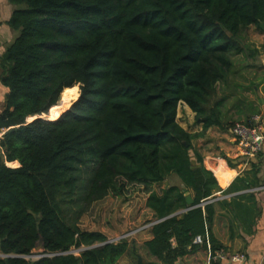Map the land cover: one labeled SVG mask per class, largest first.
Wrapping results in <instances>:
<instances>
[{"label": "trees", "instance_id": "1", "mask_svg": "<svg viewBox=\"0 0 264 264\" xmlns=\"http://www.w3.org/2000/svg\"><path fill=\"white\" fill-rule=\"evenodd\" d=\"M9 3V26L19 37L0 57L8 90L0 113V264H118L142 251L175 264L198 248L214 258L226 250L212 230L217 205L231 206L252 232L254 197L216 201L221 188L193 141L212 126L225 128L227 90L240 94L246 58L261 54L248 33H264V0ZM68 92L80 98L59 119L27 122L48 115ZM181 102L204 123L201 133L178 123ZM172 175L187 191L173 186L150 194L147 206L157 219L151 240L109 242L80 227L92 204ZM245 181L222 194L252 186H238ZM190 190L195 207L182 213Z\"/></svg>", "mask_w": 264, "mask_h": 264}, {"label": "crops", "instance_id": "2", "mask_svg": "<svg viewBox=\"0 0 264 264\" xmlns=\"http://www.w3.org/2000/svg\"><path fill=\"white\" fill-rule=\"evenodd\" d=\"M14 10L15 8L9 3V0H0V57L18 38L19 33L9 26ZM251 31H255L264 38V33L252 27L248 33V40L252 37ZM261 44L257 42V45L253 46V48L261 51L260 56L246 58L248 63H246L247 66L244 65L246 68L242 71L243 77L241 79L244 83L243 88L239 87L240 94L232 95V92L227 90L229 98L222 106V122L225 124V128L212 126L204 136L193 141L195 149L203 157L204 166L214 174L221 188V191L216 193V201L231 203L234 198L242 195L253 196L255 199V227L251 233H247L246 226L235 219L231 206L222 207L217 205L212 230L215 237L226 248L225 252L228 257L223 261L220 260L222 264H238L232 260V256L237 253L246 255V264H264V144L262 151L257 156L249 158L244 155L242 147L232 132V128L227 126L234 123H246L247 121L253 123L254 119L259 117L264 132V45L261 47ZM7 92V88L0 82V113L3 111ZM239 98L243 99V105H238ZM177 121L182 128L191 134H199L204 128V123L197 122L196 114L183 102L178 107ZM1 156L2 151L0 150V159ZM11 166L18 167L19 162L11 163ZM238 178L246 179L245 182L238 183V186L243 187L244 184L250 185V183H252V186L247 189L233 191L227 195L222 194ZM161 184L164 190L173 186L185 190L176 175L170 176ZM189 192L193 198L192 190ZM247 205L251 207L250 204ZM149 210L154 218L155 213L151 209ZM152 221H157V219L154 218ZM232 234H234L233 239H231ZM152 238V229L149 228L148 231H145V235L136 238V241L141 245ZM139 255L149 264H164L147 254L146 251H142L141 254L138 253ZM0 256H3L1 251ZM138 256L137 259L131 255L123 256L118 264H137ZM210 256V249L198 248L175 264H210Z\"/></svg>", "mask_w": 264, "mask_h": 264}, {"label": "rangeland", "instance_id": "3", "mask_svg": "<svg viewBox=\"0 0 264 264\" xmlns=\"http://www.w3.org/2000/svg\"><path fill=\"white\" fill-rule=\"evenodd\" d=\"M250 34L252 35L249 39L250 45L256 46L257 42L262 43L261 47L264 45L262 36L255 31H251ZM78 99L77 97L75 102ZM163 190L162 184L153 185L149 189L140 184L128 185L122 195H110L92 204L80 217L79 225L84 230L102 232L109 240L129 236L127 238L135 241L136 238L145 235V231L150 228V222L154 219L147 206L150 194L162 193ZM74 252L78 254L79 251Z\"/></svg>", "mask_w": 264, "mask_h": 264}, {"label": "built area", "instance_id": "4", "mask_svg": "<svg viewBox=\"0 0 264 264\" xmlns=\"http://www.w3.org/2000/svg\"><path fill=\"white\" fill-rule=\"evenodd\" d=\"M260 118L256 117L251 125H246L244 123H237L233 128L232 132L236 137L239 145L242 147L244 155L251 158L257 156L263 149L264 144V132L260 125ZM254 124V125H253ZM151 226V225H150ZM129 236H126L127 238ZM122 238L110 240L109 242H118ZM203 240L201 237H197L195 240V244H202ZM228 255L225 251L219 252L214 258L212 255L211 259L214 260H225ZM232 260L237 262L238 264H246V255L243 253H237L232 256Z\"/></svg>", "mask_w": 264, "mask_h": 264}, {"label": "bare ground", "instance_id": "5", "mask_svg": "<svg viewBox=\"0 0 264 264\" xmlns=\"http://www.w3.org/2000/svg\"><path fill=\"white\" fill-rule=\"evenodd\" d=\"M77 97H78V95L76 93H72V92L65 93L63 96H61V99H60L59 104L51 109L50 116H49L50 120H56V119H58L59 116L62 114V112L64 110H67V109H69L71 107V105L75 102V100L77 99ZM224 180H225V178H224Z\"/></svg>", "mask_w": 264, "mask_h": 264}, {"label": "water", "instance_id": "6", "mask_svg": "<svg viewBox=\"0 0 264 264\" xmlns=\"http://www.w3.org/2000/svg\"><path fill=\"white\" fill-rule=\"evenodd\" d=\"M79 98H80V96H79ZM72 106H73V104L71 105V107H72ZM71 107H70V108H71ZM70 108H69V109H70ZM69 109L64 110V111L62 112V114L59 116V118H60L63 114H65ZM50 112H51V110H50ZM50 112H49L48 115L36 116V117L30 118V119H28L27 122L30 123V122H32V121L38 119V118L50 120V118H49V116H50ZM59 118H58V119H59ZM56 120H57V119H56ZM51 121H54V120H51ZM8 165H9V164H8ZM9 166H11V165H9ZM11 167H13V166H11ZM185 191H187V190L185 189ZM186 197H187V204H188L189 208L186 209V210H184L183 213H184V212H187L188 210H190V209H192V208L195 207V206H194V200H193V198L191 197V195H190L189 192H186ZM43 247H44V244H43V241L41 240L40 243L37 245L35 252H36V253H40V252L43 250ZM137 264H149V263H147V262H146V261H145V260L139 255V256H138Z\"/></svg>", "mask_w": 264, "mask_h": 264}]
</instances>
